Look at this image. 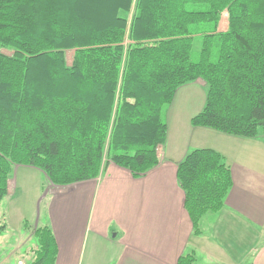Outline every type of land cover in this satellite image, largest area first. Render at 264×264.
<instances>
[{
	"label": "trees",
	"instance_id": "obj_1",
	"mask_svg": "<svg viewBox=\"0 0 264 264\" xmlns=\"http://www.w3.org/2000/svg\"><path fill=\"white\" fill-rule=\"evenodd\" d=\"M198 80L205 105L193 127L264 136V0H0V204L16 166L60 187L97 179L109 163L146 176L166 142L165 107ZM177 180L199 235L203 217L224 207L231 169L197 149ZM35 238L31 264H56L52 229Z\"/></svg>",
	"mask_w": 264,
	"mask_h": 264
},
{
	"label": "crops",
	"instance_id": "obj_2",
	"mask_svg": "<svg viewBox=\"0 0 264 264\" xmlns=\"http://www.w3.org/2000/svg\"><path fill=\"white\" fill-rule=\"evenodd\" d=\"M204 105L200 80L178 90L171 118H165L160 163L146 176L135 178L109 163L94 180L48 183L56 264H177L188 253L197 264H264V136L246 139L193 127ZM197 149L220 153L233 179L224 207L203 217L199 235L177 180L178 164Z\"/></svg>",
	"mask_w": 264,
	"mask_h": 264
},
{
	"label": "rangeland",
	"instance_id": "obj_3",
	"mask_svg": "<svg viewBox=\"0 0 264 264\" xmlns=\"http://www.w3.org/2000/svg\"><path fill=\"white\" fill-rule=\"evenodd\" d=\"M228 29V13L222 16L219 31ZM200 38L195 43V60L198 59ZM3 53L9 54L4 51ZM74 52L67 53L71 65ZM204 84L202 80H200ZM168 106L164 116H170ZM171 116L169 117L170 120ZM226 163V162H225ZM8 194L0 204V220L6 231L0 238V264H31L37 249L35 230L50 226L47 216V203L50 197L45 174L36 168L16 166L10 177ZM49 183V185H48Z\"/></svg>",
	"mask_w": 264,
	"mask_h": 264
}]
</instances>
